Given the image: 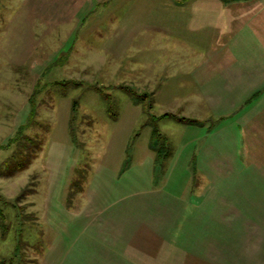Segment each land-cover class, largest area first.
<instances>
[{
	"label": "rangeland",
	"instance_id": "obj_1",
	"mask_svg": "<svg viewBox=\"0 0 264 264\" xmlns=\"http://www.w3.org/2000/svg\"><path fill=\"white\" fill-rule=\"evenodd\" d=\"M245 1L242 73L219 82L221 39L189 18L218 2L0 0V264H264V0Z\"/></svg>",
	"mask_w": 264,
	"mask_h": 264
},
{
	"label": "crops",
	"instance_id": "obj_2",
	"mask_svg": "<svg viewBox=\"0 0 264 264\" xmlns=\"http://www.w3.org/2000/svg\"><path fill=\"white\" fill-rule=\"evenodd\" d=\"M208 1L214 2L215 3L214 5H217V2H218V3H220V5L216 6V10L213 12L211 9H206L207 11H203V12L198 13V14L193 13L192 15H190L191 17L189 16V18H191V20L193 18L202 19V21H200L201 23L199 24V26H201L207 32H210V33L212 32L213 34L218 33V35L221 39L220 42L216 46L208 48V49H210L208 51L216 52L214 55L210 53L211 54L210 57H212V59L215 56L218 57L219 63L217 65V67H219V70H218V74L220 76L219 82H222V76H223V79H226L228 74L232 78V76H235L238 73H240V74L242 73V71H240V68L238 69L237 65L235 63H232L233 61L235 62L239 58V54L241 53V50H245L243 47L241 49L242 45L239 46L236 43L235 36L240 35L241 38L243 39L242 35L245 34L246 29H241V26H242V28L244 27L242 22L248 21V23L250 24V27L251 26L253 27L252 24L254 23V21H250V19H252V17H251L252 8H249V6H246V4L244 5V2H246L245 0H208ZM261 1L262 0H259L258 2H261ZM224 5H229V6H228V8H225ZM248 8H249V10L246 11ZM242 9H244V11ZM253 14H256V12H254ZM182 16H183L182 14L176 12V13H171L170 15L166 14L165 18H170L172 20H174V19H181V20L186 19V18H181ZM175 24L176 23H174L173 25H175ZM164 25H165V27L168 28L169 23L165 22ZM239 29H241V30H239ZM251 29L256 30L259 35L260 34L264 35V22L260 23L258 29H256V28H251ZM222 36H227V37L229 36V37L228 38L226 37V39H224V38H222ZM258 38H259V36H258ZM243 41H244V39H243ZM243 41H241V42H243ZM255 47L256 46H253V48L256 50ZM225 52L230 53V56H229V58H227V57H223V58L226 60H230L232 64L229 63V65H232V66L229 67L228 63H226V67H224V70H223V68H222V54H224ZM206 59L210 60V58H207V57H206ZM263 61H264V59H263ZM263 61L261 62V64L263 63ZM259 65H260V63L256 64V66L260 67ZM262 68H263V65H261L260 69L262 70ZM225 81H228V80H225ZM235 81L231 80V82H235Z\"/></svg>",
	"mask_w": 264,
	"mask_h": 264
},
{
	"label": "trees",
	"instance_id": "obj_3",
	"mask_svg": "<svg viewBox=\"0 0 264 264\" xmlns=\"http://www.w3.org/2000/svg\"><path fill=\"white\" fill-rule=\"evenodd\" d=\"M32 115H34V114H32ZM166 115L167 114H163V115L159 116V118L166 116ZM179 120L183 121V122H190L188 119L183 118V117L180 118ZM19 136L20 135H18V138H16V139L14 138V139L20 140ZM159 136H160V132L158 130V127H156V125H153L152 130H151V139L155 140ZM22 139H24L26 141V143L18 144V147L13 151L12 155L10 156V159L12 161H13V159H17V160L21 159V165L23 164V160H25L24 155L21 154L22 151H24L29 146H32L34 150L36 149V151H37V149L40 148V142L37 140V138H32V137H27V136L24 137L23 136ZM168 154H169V148L167 147V143H166L165 138H164L163 141L161 142V144L157 148H155V160L164 159L168 156ZM27 163H29V162L27 161ZM9 173L13 174L14 171L11 170ZM1 214H2V212L0 209V215Z\"/></svg>",
	"mask_w": 264,
	"mask_h": 264
}]
</instances>
